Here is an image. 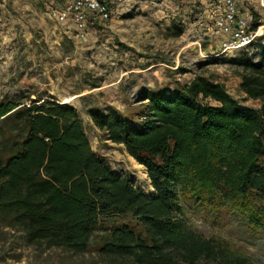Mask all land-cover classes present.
Segmentation results:
<instances>
[{"label":"trees","instance_id":"1","mask_svg":"<svg viewBox=\"0 0 264 264\" xmlns=\"http://www.w3.org/2000/svg\"><path fill=\"white\" fill-rule=\"evenodd\" d=\"M259 43V62L247 54L235 61L241 90L259 107L199 74L146 89L140 112L92 110L104 137L147 168L151 194L93 149L69 102L1 98L0 221L29 244L76 253L104 231L101 252L114 264H264L221 235L196 231L184 216L186 201L210 215L225 209L237 218L240 239L264 242V39Z\"/></svg>","mask_w":264,"mask_h":264},{"label":"rangeland","instance_id":"2","mask_svg":"<svg viewBox=\"0 0 264 264\" xmlns=\"http://www.w3.org/2000/svg\"><path fill=\"white\" fill-rule=\"evenodd\" d=\"M71 1L0 0V99L23 96L30 102L41 95L69 102L93 149L146 193L153 192L151 182L139 179L142 170L122 144L104 137L92 110L119 116L140 112L146 89L191 81L199 74L224 82L246 104L261 105L241 90L242 68L235 61L247 54L259 62L264 34L248 48L226 49L222 43L231 34L216 23L225 0H107L111 18L92 16L84 33L73 21L61 23L51 14ZM236 3L251 27L263 22L260 0ZM175 25L181 26L180 35H175ZM184 204V216L196 231L221 235L264 263V242L252 245L240 239L236 217L225 209L210 215ZM103 234L95 235L87 251L76 253L63 246L29 244L23 232L0 221V264H114L101 252Z\"/></svg>","mask_w":264,"mask_h":264},{"label":"built area","instance_id":"3","mask_svg":"<svg viewBox=\"0 0 264 264\" xmlns=\"http://www.w3.org/2000/svg\"><path fill=\"white\" fill-rule=\"evenodd\" d=\"M260 4L264 9V0H260ZM225 6V11L217 16L216 23L223 33L231 36L222 45L228 49L248 48L255 44L264 34V19L257 28H253L249 24V18L239 14L236 0H225ZM51 14L61 23L73 21L79 31L84 33L92 16L109 20L112 10L107 0H73L62 8L52 9Z\"/></svg>","mask_w":264,"mask_h":264},{"label":"bare ground","instance_id":"4","mask_svg":"<svg viewBox=\"0 0 264 264\" xmlns=\"http://www.w3.org/2000/svg\"><path fill=\"white\" fill-rule=\"evenodd\" d=\"M129 156H130L131 159L133 160L134 164H135L137 167L141 168V170H142V172H141V176H139V179H140L141 181H143V182H148V183H150V178H149L148 173H147V168H146L143 164L139 163V162H138L133 156H131V155H129Z\"/></svg>","mask_w":264,"mask_h":264}]
</instances>
